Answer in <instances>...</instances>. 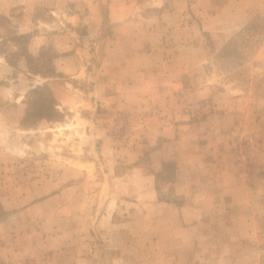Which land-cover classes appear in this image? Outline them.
Returning <instances> with one entry per match:
<instances>
[{
	"label": "rangeland",
	"instance_id": "374dc122",
	"mask_svg": "<svg viewBox=\"0 0 264 264\" xmlns=\"http://www.w3.org/2000/svg\"><path fill=\"white\" fill-rule=\"evenodd\" d=\"M0 10V264H264V0Z\"/></svg>",
	"mask_w": 264,
	"mask_h": 264
},
{
	"label": "bare ground",
	"instance_id": "6f19581e",
	"mask_svg": "<svg viewBox=\"0 0 264 264\" xmlns=\"http://www.w3.org/2000/svg\"><path fill=\"white\" fill-rule=\"evenodd\" d=\"M79 123V122H78ZM80 124V123H79ZM79 124H76V125H74V126H72L74 129H79V128H81L80 126H79ZM66 125H68V126H70L71 127V124L69 123V124H66ZM67 126V127H68Z\"/></svg>",
	"mask_w": 264,
	"mask_h": 264
},
{
	"label": "crops",
	"instance_id": "0c3cea01",
	"mask_svg": "<svg viewBox=\"0 0 264 264\" xmlns=\"http://www.w3.org/2000/svg\"><path fill=\"white\" fill-rule=\"evenodd\" d=\"M22 9V8H21ZM0 12H2V10H0ZM149 17V16H148ZM144 20H146L145 18H143ZM173 85V87H175V84H172Z\"/></svg>",
	"mask_w": 264,
	"mask_h": 264
}]
</instances>
